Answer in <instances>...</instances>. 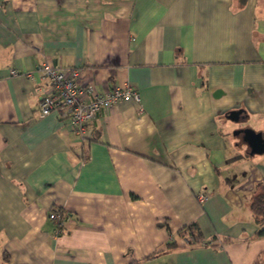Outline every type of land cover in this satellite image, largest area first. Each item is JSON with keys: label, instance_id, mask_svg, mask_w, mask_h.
I'll return each mask as SVG.
<instances>
[{"label": "crops", "instance_id": "obj_1", "mask_svg": "<svg viewBox=\"0 0 264 264\" xmlns=\"http://www.w3.org/2000/svg\"><path fill=\"white\" fill-rule=\"evenodd\" d=\"M42 62L139 102L80 139L39 114ZM233 110L262 131L260 0H0V264H264V155L231 138ZM190 223L201 245L179 235Z\"/></svg>", "mask_w": 264, "mask_h": 264}, {"label": "built area", "instance_id": "obj_2", "mask_svg": "<svg viewBox=\"0 0 264 264\" xmlns=\"http://www.w3.org/2000/svg\"><path fill=\"white\" fill-rule=\"evenodd\" d=\"M37 71L46 82L38 107L40 116L50 112H57L59 118L68 124L74 136L82 139L90 133L89 125L98 111L126 99L139 102V94L129 85L114 87L104 94L94 92L92 84L81 83V71L73 68L67 72L51 67L42 62ZM12 75L16 74L11 70ZM31 76V74H27ZM205 192L199 193L200 202L206 199ZM48 218L55 223V233L59 234L63 220L55 211L49 213Z\"/></svg>", "mask_w": 264, "mask_h": 264}, {"label": "trees", "instance_id": "obj_3", "mask_svg": "<svg viewBox=\"0 0 264 264\" xmlns=\"http://www.w3.org/2000/svg\"><path fill=\"white\" fill-rule=\"evenodd\" d=\"M260 1L264 3V0H260ZM245 2L246 0H239V3L242 5ZM249 207H250V211L253 214L254 220L258 226L255 235L257 237H264V184H260L258 186L257 193L251 198ZM179 235L181 237L186 238L185 245L187 244L189 246H197L203 243L202 233L199 230V227L196 223H190L189 225L183 227L179 231ZM175 247H177V243L171 240L170 242L167 243L166 250H171L174 249ZM159 253L161 252L148 255L146 256V259L152 258Z\"/></svg>", "mask_w": 264, "mask_h": 264}, {"label": "water", "instance_id": "obj_4", "mask_svg": "<svg viewBox=\"0 0 264 264\" xmlns=\"http://www.w3.org/2000/svg\"><path fill=\"white\" fill-rule=\"evenodd\" d=\"M239 115V110H233L227 115V118L231 121H237ZM238 134L242 135V140L249 147L251 155L264 154V137L261 131H255L250 127H246L233 132V135Z\"/></svg>", "mask_w": 264, "mask_h": 264}, {"label": "rangeland", "instance_id": "obj_5", "mask_svg": "<svg viewBox=\"0 0 264 264\" xmlns=\"http://www.w3.org/2000/svg\"><path fill=\"white\" fill-rule=\"evenodd\" d=\"M228 124L230 125V127L233 128V130L229 132V135L231 136L232 139H234L235 141L241 142L242 144H244L243 140H242V135H233V132L235 130H237L238 128H244V127H248L250 124L246 123L243 119H239L238 121H234V122H228ZM261 129H262V133H264V124L261 125ZM256 129V128H255ZM264 155V154H262Z\"/></svg>", "mask_w": 264, "mask_h": 264}]
</instances>
